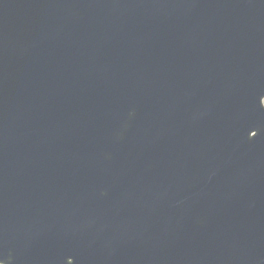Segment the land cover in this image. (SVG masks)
Wrapping results in <instances>:
<instances>
[{
    "label": "water",
    "instance_id": "95a60500",
    "mask_svg": "<svg viewBox=\"0 0 264 264\" xmlns=\"http://www.w3.org/2000/svg\"><path fill=\"white\" fill-rule=\"evenodd\" d=\"M0 264H264V0H0Z\"/></svg>",
    "mask_w": 264,
    "mask_h": 264
}]
</instances>
